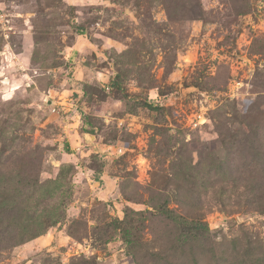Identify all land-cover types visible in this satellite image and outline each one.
Returning a JSON list of instances; mask_svg holds the SVG:
<instances>
[{
  "label": "rangeland",
  "instance_id": "obj_1",
  "mask_svg": "<svg viewBox=\"0 0 264 264\" xmlns=\"http://www.w3.org/2000/svg\"><path fill=\"white\" fill-rule=\"evenodd\" d=\"M2 186L64 215L0 264H264V0H0Z\"/></svg>",
  "mask_w": 264,
  "mask_h": 264
},
{
  "label": "trees",
  "instance_id": "obj_2",
  "mask_svg": "<svg viewBox=\"0 0 264 264\" xmlns=\"http://www.w3.org/2000/svg\"><path fill=\"white\" fill-rule=\"evenodd\" d=\"M117 78L118 75L116 74L114 79ZM116 82L117 80L115 81V84H117ZM145 105L150 108L155 107L150 102L145 103ZM63 168L64 167L60 169L59 175L56 178L46 180L45 182H40L37 179L34 185L35 186L38 185L39 187H48V192H49L48 197L49 198L53 197L55 192L60 189V186L64 184L63 179L65 178L64 177L65 173L63 172L64 170ZM22 187H27L31 189L32 185L29 184ZM12 191H16L15 192L16 197L23 204L26 217L24 218L23 221H21L18 224L9 223V222L5 223L3 218L0 217V252L2 250L22 244L39 235H42L49 227H52L55 224H57L63 218L64 215L63 211L60 209V207H58V205L55 206L47 205L46 207H44L46 212L49 211L48 209H51V212H49L48 215L37 214L36 213L38 211L37 208L41 206V200H39L40 198L33 200L32 193L30 191L25 192L20 186H15L11 190L5 186L0 187V209L13 208L18 203L15 200L7 202V197L11 195ZM31 191L33 192L32 189ZM152 206H153L152 208L158 211L161 215L169 218L171 221L175 223L182 225L183 227L187 224L190 225L189 223L196 224L195 220H187V218H185L184 215L177 213L176 209L174 208H169L167 204L154 203ZM263 206H264V202H263ZM28 213H35V214L30 215ZM131 214L134 216L140 215L141 211H133L127 208L124 210V216L122 219H113L111 221L113 224L112 227L119 230L121 239L128 245L131 243V238L132 235L134 234L133 232L137 228L135 224L136 219L133 216H130ZM34 225L35 227H33ZM204 228H207L206 225H204ZM32 230L34 231L32 232ZM182 237L185 241H187L190 237V231L183 232ZM129 254L132 255L130 251ZM74 260L76 261L74 262V264H96L94 258L88 259L83 256L82 257L80 256L78 258H74Z\"/></svg>",
  "mask_w": 264,
  "mask_h": 264
},
{
  "label": "built area",
  "instance_id": "obj_3",
  "mask_svg": "<svg viewBox=\"0 0 264 264\" xmlns=\"http://www.w3.org/2000/svg\"><path fill=\"white\" fill-rule=\"evenodd\" d=\"M186 120H185V124L188 126H193V125H197L201 122H203L202 120V114L198 111H190L188 114H185ZM117 152H121V148L116 149ZM145 165H140L139 167H144Z\"/></svg>",
  "mask_w": 264,
  "mask_h": 264
},
{
  "label": "crops",
  "instance_id": "obj_4",
  "mask_svg": "<svg viewBox=\"0 0 264 264\" xmlns=\"http://www.w3.org/2000/svg\"><path fill=\"white\" fill-rule=\"evenodd\" d=\"M75 132H76V137H77V135L79 136V134H78V132L75 130ZM75 137V136H74ZM75 143H77V140H76V138H75V140H74V144ZM66 145V147H68V148H70L71 146H72V143L69 141V143H66L65 144Z\"/></svg>",
  "mask_w": 264,
  "mask_h": 264
},
{
  "label": "water",
  "instance_id": "obj_5",
  "mask_svg": "<svg viewBox=\"0 0 264 264\" xmlns=\"http://www.w3.org/2000/svg\"><path fill=\"white\" fill-rule=\"evenodd\" d=\"M51 101H49V103H50ZM87 135H89V136H92L91 134H87Z\"/></svg>",
  "mask_w": 264,
  "mask_h": 264
}]
</instances>
